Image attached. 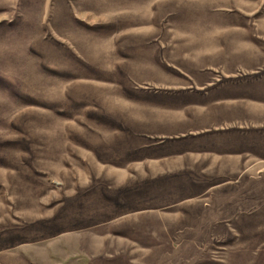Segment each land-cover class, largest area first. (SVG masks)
Listing matches in <instances>:
<instances>
[{
    "label": "rangeland",
    "instance_id": "374dc122",
    "mask_svg": "<svg viewBox=\"0 0 264 264\" xmlns=\"http://www.w3.org/2000/svg\"><path fill=\"white\" fill-rule=\"evenodd\" d=\"M0 264H264V0H0Z\"/></svg>",
    "mask_w": 264,
    "mask_h": 264
}]
</instances>
